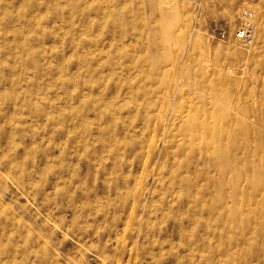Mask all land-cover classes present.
<instances>
[{
	"label": "rangeland",
	"instance_id": "374dc122",
	"mask_svg": "<svg viewBox=\"0 0 264 264\" xmlns=\"http://www.w3.org/2000/svg\"><path fill=\"white\" fill-rule=\"evenodd\" d=\"M262 15L264 0H0V264H228L194 235L219 224L191 210H237L238 189L222 232L249 239L234 264H264Z\"/></svg>",
	"mask_w": 264,
	"mask_h": 264
},
{
	"label": "bare ground",
	"instance_id": "6f19581e",
	"mask_svg": "<svg viewBox=\"0 0 264 264\" xmlns=\"http://www.w3.org/2000/svg\"><path fill=\"white\" fill-rule=\"evenodd\" d=\"M262 18H264V15H262ZM261 33H262V26H261ZM164 41H165L166 46H170L171 39H165ZM169 60L171 62L170 63L171 65L175 64V59L173 58L172 55H169ZM216 103L220 104V106L222 108H219V107H217L218 105H215L214 111L211 114H214L218 119L227 118V120H229V125L238 126L239 125L238 119L230 115L231 114L230 113V107L228 106L229 103H227L225 101H221V100H217ZM235 112H237V114L240 115V113L237 109L235 110ZM217 172H219L218 174L222 175L225 178L228 177L231 173L230 168H227L226 165L220 166L217 169ZM177 184H180V183L177 182ZM184 184L187 187V185H189L190 183H184ZM239 192H241L240 189L235 190V196L233 195V202H234L235 206H239V208L237 210H232L231 208H228V207L223 208V212H210V209H206V208L204 209V211H207V212H203V210H200V209H197L200 212H196L197 210H191V212L196 213L195 214L196 216H199L202 214L208 215L209 220L213 216L214 217V219H213L214 224L215 223L217 225L219 224V226H217V228H216V231L213 230V227H210V225L201 226L200 230L198 231V234H194V235H197L199 237L209 236V237H212L214 240H216L219 243V245L216 247H212L210 252H207L208 256L210 258H218V257L225 258L226 261H228L227 262L228 264H234L235 262L242 260L244 258L245 253H246V248L249 244V239L244 234V232H242L239 239H237V238L235 239L234 237L232 238L230 235L224 236V233L222 232L223 230L231 231L232 228H235V229L239 228L238 226L240 225V221H241L240 217L244 213V212H239V210L241 209L240 204L244 205L243 199H241V197L238 195ZM201 195H203V194H201ZM220 209H218V211ZM224 215H226V217ZM189 222H190V220H189ZM220 226H221V228H225V229H220ZM241 229L243 230V228H241ZM232 240H233V242H232ZM187 242H189V241H187ZM233 243L238 244L242 247L240 251L242 252L243 256L234 257L231 254V251H229V249H231V245ZM207 244L208 243H205V241L201 239L199 241L197 248L200 251L204 252L205 248L207 247L206 246ZM235 255H238V254H235ZM207 262H210V260Z\"/></svg>",
	"mask_w": 264,
	"mask_h": 264
},
{
	"label": "built area",
	"instance_id": "2783aa9c",
	"mask_svg": "<svg viewBox=\"0 0 264 264\" xmlns=\"http://www.w3.org/2000/svg\"><path fill=\"white\" fill-rule=\"evenodd\" d=\"M248 28H242L236 32V38L240 41H245L250 37ZM221 37H224V34L221 35Z\"/></svg>",
	"mask_w": 264,
	"mask_h": 264
}]
</instances>
